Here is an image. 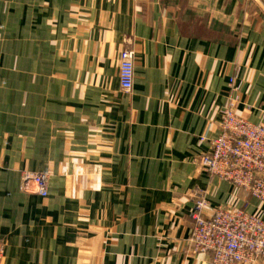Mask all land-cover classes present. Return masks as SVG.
Returning <instances> with one entry per match:
<instances>
[{
  "label": "crops",
  "instance_id": "0c3cea01",
  "mask_svg": "<svg viewBox=\"0 0 264 264\" xmlns=\"http://www.w3.org/2000/svg\"><path fill=\"white\" fill-rule=\"evenodd\" d=\"M229 105L264 122V0H0L3 264H210L187 246L196 192L264 218L192 161Z\"/></svg>",
  "mask_w": 264,
  "mask_h": 264
},
{
  "label": "built area",
  "instance_id": "2783aa9c",
  "mask_svg": "<svg viewBox=\"0 0 264 264\" xmlns=\"http://www.w3.org/2000/svg\"><path fill=\"white\" fill-rule=\"evenodd\" d=\"M134 78V52L119 53L120 90L129 92ZM193 163L209 175L233 184L264 206V122L253 123L237 114L233 105L222 111L220 132L207 152ZM20 190L48 196L45 174L24 172ZM192 229L187 246L192 253H207L210 264H257L264 262V218L261 213L227 206L212 207L202 193L196 192L190 210ZM5 242L0 240V264Z\"/></svg>",
  "mask_w": 264,
  "mask_h": 264
},
{
  "label": "rangeland",
  "instance_id": "374dc122",
  "mask_svg": "<svg viewBox=\"0 0 264 264\" xmlns=\"http://www.w3.org/2000/svg\"><path fill=\"white\" fill-rule=\"evenodd\" d=\"M125 49V48H124ZM123 50V49H122ZM121 52V51H120ZM119 52V53H120ZM118 68H119V55H118ZM65 81H70L71 82V80H72V78H68V77H62ZM62 78H60V79H62ZM24 172H30V171H22L21 172V174H20V180H21V176H22V174L24 173ZM19 189H20V184H19ZM262 262V261H261ZM261 262H258V263H261ZM257 263V264H258Z\"/></svg>",
  "mask_w": 264,
  "mask_h": 264
}]
</instances>
